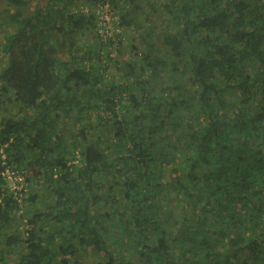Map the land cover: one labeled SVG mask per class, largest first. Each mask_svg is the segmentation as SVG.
Instances as JSON below:
<instances>
[{"label":"trees","instance_id":"16d2710c","mask_svg":"<svg viewBox=\"0 0 264 264\" xmlns=\"http://www.w3.org/2000/svg\"><path fill=\"white\" fill-rule=\"evenodd\" d=\"M0 25L30 223L0 176V264H264V0H0Z\"/></svg>","mask_w":264,"mask_h":264},{"label":"built area","instance_id":"2783aa9c","mask_svg":"<svg viewBox=\"0 0 264 264\" xmlns=\"http://www.w3.org/2000/svg\"><path fill=\"white\" fill-rule=\"evenodd\" d=\"M95 11L98 16L97 31L102 39L112 35L113 30L118 31L119 28L114 26L115 17L113 9L108 2L97 3ZM0 176L5 181V185L9 191L13 193V198L16 199L18 204L17 213L21 216L19 228L23 233L27 234L30 229V223L27 218L23 216L24 200L27 192V181L24 176V169L14 168L6 159V153L0 148Z\"/></svg>","mask_w":264,"mask_h":264},{"label":"rangeland","instance_id":"374dc122","mask_svg":"<svg viewBox=\"0 0 264 264\" xmlns=\"http://www.w3.org/2000/svg\"><path fill=\"white\" fill-rule=\"evenodd\" d=\"M146 11H148V10H146ZM143 12H145V10L142 11V12L139 14V19L142 18V14H143ZM3 14H5V12H4ZM156 18L158 19L159 16L156 17ZM0 30L4 31V30H6V27L3 26V25H0ZM134 34H135V33H134ZM135 35H136V34H135ZM2 40H3V36L0 35V43L2 42ZM128 49H129V46H128L127 48H125L123 54H119L117 57H118L119 59H121V58H123V59L126 58V54H125V52H127ZM3 64H4V57H3V55H2V50H1V46H0V67H1V65H3ZM37 185H38V189H39L38 192H42V191H43V190H42V189H43V186H42L41 182H38ZM39 201H40V204H39V205H40L41 207H45L46 203H49V202L52 201V198H51V197H50V198H49V197H46V196L43 194L42 198H41ZM28 208H29V210H32L30 204H29ZM11 229H13L12 226L9 227V230H10V231H12ZM6 233H7V230H6L5 228H0V246H2V247L5 246L3 236H4V234H6ZM22 247H23V244L18 245V249L15 250V252H13L12 250H6L5 257L7 258V260H12V257L14 256V254H15L16 252L21 251V250L23 249ZM87 257H92L93 259H99V258H100L99 254H96V253L91 252V251L88 252Z\"/></svg>","mask_w":264,"mask_h":264}]
</instances>
